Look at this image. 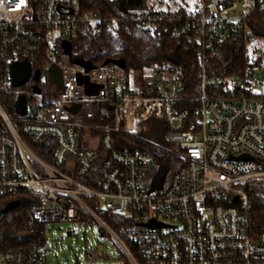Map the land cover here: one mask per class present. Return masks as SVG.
Wrapping results in <instances>:
<instances>
[{
  "label": "built area",
  "instance_id": "2783aa9c",
  "mask_svg": "<svg viewBox=\"0 0 264 264\" xmlns=\"http://www.w3.org/2000/svg\"><path fill=\"white\" fill-rule=\"evenodd\" d=\"M121 1L109 0L105 15L82 14L78 0H33L34 8L31 0H0V264H46V226L81 214L127 264H264V217L252 210L255 194H264V48L257 44L264 41L245 26L264 0H199L185 10ZM123 18L155 40L165 32L181 37L183 53L196 54L197 91L175 63L147 71L142 87L131 73L126 88L116 65L82 60L94 66L86 72L75 64L73 43L114 33ZM23 62L30 76L14 87L10 66ZM52 66L61 88L51 82ZM88 86L99 89L89 96ZM21 96L25 115L14 109ZM148 122L164 126L166 147L142 136ZM127 135L173 154L177 168L166 187L145 185L158 167L152 174L154 157L128 145ZM10 202L18 205L3 217ZM92 206L124 224L112 229ZM13 211L10 219L34 241L6 248Z\"/></svg>",
  "mask_w": 264,
  "mask_h": 264
},
{
  "label": "trees",
  "instance_id": "16d2710c",
  "mask_svg": "<svg viewBox=\"0 0 264 264\" xmlns=\"http://www.w3.org/2000/svg\"><path fill=\"white\" fill-rule=\"evenodd\" d=\"M78 1L82 14L90 11H101L105 15H112L109 0ZM204 1L211 2L213 0ZM180 9L185 10V8ZM117 23L118 29L114 33L103 32L100 35L83 36L79 38L76 43H73L72 51L74 54L81 60L90 61L95 66H101L108 60H122L125 63L124 88L128 86L129 80L132 77L131 73L134 74L135 87H138V85L142 87L144 84L142 79L139 78V75L144 74L145 71L147 72L154 67L163 66L169 63L179 64L183 66L185 82L194 89V92L197 91L199 66L197 64L196 54L193 52L187 54L183 53V40L181 37L165 32L161 40H155L152 37L147 36L141 25L137 23L128 21L124 18L117 20ZM245 26L250 34L264 41V7L257 6L247 17ZM110 121L111 119L107 122ZM95 122L103 123V120L97 118ZM142 135L146 136L147 132H143ZM122 139H126L128 145L134 143L139 148L145 149V151L149 152L154 157L155 166L152 168V174L156 171V167L159 165L169 166L170 155L166 149H159L156 146L147 144L133 136L127 135L122 137ZM161 142L164 147L167 146L163 138L161 139ZM92 208L93 211L102 220L107 222L112 229L116 230L120 224H124L122 219L117 215L103 213L97 210L94 206H92ZM252 210L259 218L264 217L263 193L257 192L255 194L252 200ZM14 212L15 211L9 213L5 219L6 248H17L26 241H34L32 236L27 235L22 231L18 223L10 219ZM84 218H86V215L81 214V220ZM125 225L130 227L133 226L129 223ZM98 232L100 235L108 237L99 227ZM45 240V237L40 239L42 242ZM91 254L88 255L89 259L92 258ZM120 260L124 262V264H127L122 255Z\"/></svg>",
  "mask_w": 264,
  "mask_h": 264
},
{
  "label": "rangeland",
  "instance_id": "374dc122",
  "mask_svg": "<svg viewBox=\"0 0 264 264\" xmlns=\"http://www.w3.org/2000/svg\"><path fill=\"white\" fill-rule=\"evenodd\" d=\"M198 1L145 0L147 5L143 7V10L193 8ZM242 11V8L237 9V12ZM257 44L264 48V42L258 41ZM145 72L144 76L139 75V78L148 82L150 80L149 73ZM261 93V89H255V94L260 95ZM145 127L149 128V130L148 132L146 131V136H142L159 145H163L161 139H164V126L161 123L155 122L151 124L148 122ZM165 144L167 145V143ZM169 155V170L165 177L164 187L167 186L171 175L177 168L176 162L173 160V154L170 153ZM150 182L151 176L145 182V185L148 186ZM97 226V223L89 216L78 222L69 221L48 224L46 226V245L50 249V253L46 258V264H124L120 260L122 255L120 249L109 237L101 236ZM90 254L92 255L91 259L88 258Z\"/></svg>",
  "mask_w": 264,
  "mask_h": 264
},
{
  "label": "water",
  "instance_id": "95a60500",
  "mask_svg": "<svg viewBox=\"0 0 264 264\" xmlns=\"http://www.w3.org/2000/svg\"><path fill=\"white\" fill-rule=\"evenodd\" d=\"M31 3L33 5L34 8V3L33 0H31ZM64 48L67 52L70 51V46L68 43H64ZM78 66H81L85 69V71H89L92 70L94 68V66L92 64L89 63H85L82 60H77L76 63ZM106 65H116L121 69H125V63L122 60H108L106 62L103 63V66ZM50 74H51V82L55 85H57L58 87L61 88V77H60V72L56 69V67L52 66L50 69ZM30 76V65L28 64V62H23V63H13L10 66V77H11V81H12V85L14 87H20L22 85H24L27 81L28 78ZM84 82L83 79L80 80L79 85H82ZM99 88L95 87L94 91H92L91 88L86 87V93L89 96L95 95L97 90ZM14 109L15 112L19 115H25L26 113V101L25 98L23 96L19 97L18 100L16 101L15 105H14ZM76 110H73V112H75ZM169 167L167 165H159L157 168V171L151 181V190L152 191H156V190H160L163 186V183L165 181V177L168 173ZM18 203L17 202H10L6 205V207L1 211L2 216H6L8 214V212H10L11 210H13L15 207H17ZM148 228H155L154 223H150V224H146L145 225ZM161 227V226H159ZM102 236V235H101Z\"/></svg>",
  "mask_w": 264,
  "mask_h": 264
},
{
  "label": "flooded vegetation",
  "instance_id": "af4514ba",
  "mask_svg": "<svg viewBox=\"0 0 264 264\" xmlns=\"http://www.w3.org/2000/svg\"><path fill=\"white\" fill-rule=\"evenodd\" d=\"M136 1L135 0H122L121 2H119L118 4L122 5V6H132Z\"/></svg>",
  "mask_w": 264,
  "mask_h": 264
}]
</instances>
